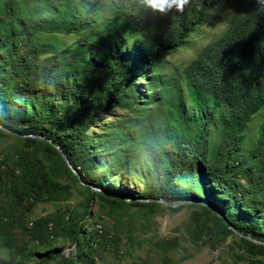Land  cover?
<instances>
[{"label":"trees","instance_id":"1","mask_svg":"<svg viewBox=\"0 0 264 264\" xmlns=\"http://www.w3.org/2000/svg\"><path fill=\"white\" fill-rule=\"evenodd\" d=\"M0 77V124L8 128L0 133L29 153L28 171L12 179L26 208L70 193L57 163L40 157L43 142L82 191L118 205L135 198L100 190L116 189L101 181L112 173L109 162L125 170L117 174L120 187L131 166L138 178L164 168V182H146L151 202L136 204L197 200L218 233H237L251 251L264 248L242 236L264 241V0H0ZM137 77L148 80L146 92ZM112 105L142 115V125L100 135L102 163L93 139L82 136ZM257 115L258 133L249 137ZM99 161L106 171L96 176ZM89 213L30 221L26 230L43 249L22 255L13 248L0 264H48L62 249L52 242L57 230L82 264H92L103 231L85 236ZM16 221L4 217L0 230Z\"/></svg>","mask_w":264,"mask_h":264},{"label":"rangeland","instance_id":"2","mask_svg":"<svg viewBox=\"0 0 264 264\" xmlns=\"http://www.w3.org/2000/svg\"><path fill=\"white\" fill-rule=\"evenodd\" d=\"M136 81L138 85L140 83L142 85L138 86L140 90L146 92L148 80L137 77ZM141 116L121 105H112L93 117L94 122L90 124L82 138L93 139L92 147H95L92 154H102L103 163L107 157L104 155V142L99 136L112 132L118 134L121 129L127 132L132 126L135 129L142 125ZM88 118L89 115L84 117L86 121ZM150 119H156L158 122L165 120L162 117ZM261 121L262 115L253 118L249 125V137L257 135ZM124 144L132 143L125 140ZM128 148L132 149L134 145ZM25 150L26 147L18 139L0 133V174L4 175V184L0 187V222L4 217L17 220L9 226L7 232L0 230V258H8L13 248L18 249L22 255L31 249H43L33 241L26 230L30 221L46 216H68L75 211L89 209L85 236H97L96 227L99 224L103 229L98 247L91 252L92 264H264V248L251 251L237 233L228 235L218 233V222L196 203L179 204L174 206L176 210L169 209L165 203L136 204L135 202L139 201L151 202L145 200L148 199L144 194L148 186L146 182L151 178L163 181L164 168L159 171L160 173L155 170L160 176L151 171L147 173L146 178H138L134 177V169L131 166L124 173L129 177L126 180L128 184L125 185L123 182L124 185L120 187L116 178L121 170L109 162L108 166L112 173L103 176L101 181L117 190L110 191V188L107 190L102 187L104 193L120 197L130 194L135 198L128 200L126 204L118 205L95 192L82 191L78 184L71 181L68 170L62 169V162L58 156L56 157L47 144L40 142L38 147L40 157H50L51 159L47 161L50 165L52 162L57 163L61 169L56 176L61 184L69 186L70 193L52 200H41L28 209L19 203L16 193L20 194V190L12 184V179L22 177L21 175L28 171L25 161L29 159V153ZM119 150L124 151L125 148L121 147ZM124 154L126 158V153ZM125 158L123 157L124 160ZM96 167L94 175L101 176L105 173L106 169L100 161ZM22 185L23 183L20 184ZM57 232L52 242L54 247L62 249L48 264H82L76 258L75 248L69 236L64 231ZM129 236L133 239L132 243Z\"/></svg>","mask_w":264,"mask_h":264},{"label":"water","instance_id":"3","mask_svg":"<svg viewBox=\"0 0 264 264\" xmlns=\"http://www.w3.org/2000/svg\"><path fill=\"white\" fill-rule=\"evenodd\" d=\"M0 127H1L2 129H4V130H7V129H8V128L4 127V126L1 125V124H0ZM25 135H26V136H33V137L43 138V136H41V135L32 134V133L25 134ZM57 147L59 148V151L63 154L62 149H61L58 145H57ZM63 156H64L66 162L69 164L70 168H71L73 171H75V169H73L72 165L69 163L68 157H67L65 154H63ZM93 188H95V189H99V188L94 187V186H93ZM100 190H102V189H100ZM102 191H104V190H102ZM122 198H126V197H122ZM126 199H127V200H130V199H128V198H126ZM145 200H149V199H145ZM152 200H155V201H162V202H164L165 204H167V205H169V206H177V205L182 204V203H191V202L194 203V202H199V201H197V200H181V201H174V202H171V201H165V200H162V199H160V198H153ZM236 232H237V231H236ZM242 236H244V237H246V238H249V239H251V240L257 241V242H259V243H264V241L256 240V239H254V238H252V237H250V236H248V235H242Z\"/></svg>","mask_w":264,"mask_h":264},{"label":"built area","instance_id":"4","mask_svg":"<svg viewBox=\"0 0 264 264\" xmlns=\"http://www.w3.org/2000/svg\"><path fill=\"white\" fill-rule=\"evenodd\" d=\"M32 224V223H31ZM97 229L100 231V232H102L103 231V229H102V226L99 224V225H97Z\"/></svg>","mask_w":264,"mask_h":264},{"label":"clouds","instance_id":"5","mask_svg":"<svg viewBox=\"0 0 264 264\" xmlns=\"http://www.w3.org/2000/svg\"><path fill=\"white\" fill-rule=\"evenodd\" d=\"M149 2H150V0H149Z\"/></svg>","mask_w":264,"mask_h":264}]
</instances>
